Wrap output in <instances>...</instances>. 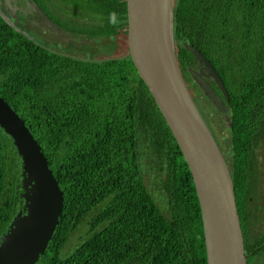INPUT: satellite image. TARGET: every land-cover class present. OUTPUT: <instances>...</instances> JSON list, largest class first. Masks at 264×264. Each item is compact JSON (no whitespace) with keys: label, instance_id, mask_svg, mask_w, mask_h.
Instances as JSON below:
<instances>
[{"label":"trees","instance_id":"1","mask_svg":"<svg viewBox=\"0 0 264 264\" xmlns=\"http://www.w3.org/2000/svg\"><path fill=\"white\" fill-rule=\"evenodd\" d=\"M41 3L49 16L55 0ZM92 5L85 0L79 14L109 22L115 13L100 39L125 34L126 0H96L93 13ZM171 7L179 69L203 115L188 70L195 59L184 44L201 51L225 85L231 127L218 133L214 113L204 117L229 164L247 264H257L264 227L254 226L264 202L255 215L248 199L259 182L250 163L264 149V0H171ZM22 17L0 6V97L40 145L63 193L58 225L35 264H207L189 168L128 52L100 61L58 53L31 38L30 24H38ZM74 32L96 36L80 23ZM21 171L0 127V238L24 207ZM84 223L85 233L60 256Z\"/></svg>","mask_w":264,"mask_h":264},{"label":"water","instance_id":"2","mask_svg":"<svg viewBox=\"0 0 264 264\" xmlns=\"http://www.w3.org/2000/svg\"><path fill=\"white\" fill-rule=\"evenodd\" d=\"M6 7L15 13L10 0ZM128 56L150 92L189 168L199 203L207 264H247L229 169L180 72L175 54L171 0H126ZM185 48L201 69L190 71L198 91L220 112L228 100L213 64L198 49ZM210 78L220 98L206 81ZM0 127L21 159L25 210L0 238V264H35L58 224L62 192L40 145L18 114L0 97Z\"/></svg>","mask_w":264,"mask_h":264},{"label":"flooded vegetation","instance_id":"3","mask_svg":"<svg viewBox=\"0 0 264 264\" xmlns=\"http://www.w3.org/2000/svg\"><path fill=\"white\" fill-rule=\"evenodd\" d=\"M41 1L43 2V0H36L35 2H31L30 0H10L11 4L15 8L14 14H11V11L6 7L4 0H0V6H3L4 12L10 16L17 17L18 19L21 17V19H22L23 18L22 14H24L27 16L28 20H32V21L36 22L38 25H41L42 23H45V18H46L45 8L42 7V3L40 5ZM84 3H85V0H63V54L72 55V54L66 52V51H68L67 44H70V46L73 48V50H78V49H75L73 47V44H80L82 46V48L86 49L87 52H90V51H88V49L89 48L92 49L95 46H102V48H103V45H110V42H115L119 46V41L122 38H125V41H126V32H125V34H123L122 32L117 34L118 38H116V41L110 39V37L107 39H100L98 36V33H104L106 31H109L108 28L111 26V22H110L111 18H108L109 22H106L104 17H101L97 20L89 18L88 13H90V12H87V14H79V12L82 9V5ZM95 7H96V0H93L91 13L94 12ZM76 23H80L82 26H84V28L87 30V33H92V34H95L96 36L91 39V38L86 37L87 34L74 32V30L76 29ZM97 43H101V44H97ZM90 53H93V52H90ZM97 54H98V52H97ZM72 56L76 57V58H80V59L91 60V61L104 60V59L108 58V57H105V58L90 59V58H85V57H81V56H77V55H72ZM194 59H195V64L193 66L189 67V69H188L189 75H190V71H198L199 69H201V65L198 62V60L195 57H194ZM190 78H191V75H190ZM206 81L215 90L216 94L220 98H222L221 97L222 95L216 89L215 83L210 78H207ZM191 83L193 84L192 79H191ZM189 90L191 92L193 100L195 101L200 113L202 114V112L198 106V103L195 100L197 94L195 95L193 93L192 89L189 88ZM200 96L203 100V105L208 110V113L205 112L204 115L207 114V117H209V114L210 115L213 114V113H211V109L214 110L216 108L213 104L210 103V101L207 98H205L201 94H200ZM226 101L227 100L225 99V101H224L225 102V113H224L225 114V127H231L230 113L227 110V105H226L227 102ZM204 115L202 114V116L205 120ZM211 120L217 126L216 122L212 118H211ZM205 122H206V120H205ZM206 124L209 127L207 122H206ZM226 134L229 135V133L227 131H225V135ZM212 135H213V133H212ZM226 164H227V167L229 169V164L227 163V161H226ZM256 166H257L256 159H253L250 163V171H254V167L256 168ZM258 181H259V178H258ZM259 183H257L256 185H250L249 186V187L255 189V192H254L255 197L257 199L259 198V203H255L254 206L251 208L254 211L255 215H260L261 213H263L262 206H263L264 199H262L260 197L259 190H261V193H264V185H261ZM259 187H260V189L258 190ZM248 200H249V202H251V199H248ZM19 212L24 213V207ZM263 220H264V218H263Z\"/></svg>","mask_w":264,"mask_h":264},{"label":"rangeland","instance_id":"4","mask_svg":"<svg viewBox=\"0 0 264 264\" xmlns=\"http://www.w3.org/2000/svg\"><path fill=\"white\" fill-rule=\"evenodd\" d=\"M50 10L61 18L62 12H60L58 9H56L53 6H50ZM62 16H63V13H62ZM30 25L34 28L33 31L28 32V35L31 38H33L36 42H41L42 44L49 46L52 50L58 53H63V30L62 29L54 25L47 17L45 18V23H42V25H38L37 27H35L36 25H33V23H31ZM32 27H31V30L33 29ZM44 41H46L49 45L46 44ZM97 44H101V43H97ZM67 47H68V51H66L67 53L85 57V58H90V59L105 58L109 56L110 57L125 56L128 52L127 43L125 41V38H122L119 41V46L116 48L113 45H103V48L102 46H95L92 49L89 48L88 51L93 52V53L87 52L86 49L82 48L80 44H73V47L78 50H73L70 44H67ZM114 48H115V51H114ZM110 50H113L114 53H116V55L113 52H110ZM211 113H214V116H213L214 118L213 117L211 118L217 124L216 131L218 133H222L221 128L225 126V114H224L225 111L223 113H220V112H217L211 109ZM209 116L211 115L209 114ZM260 154H262L263 156L261 157L259 156L258 158H256L257 166L256 168L254 167L253 173L255 176L259 178L260 183L259 182L258 183L261 185H264V149L260 152ZM259 189L260 187L258 188V190ZM259 194H260V197L264 199V193H261V190H259ZM250 199H251V204L259 203V198L257 199L256 197H250ZM257 223H260V224H257L254 226V231L256 232L261 230L262 226L264 227V220L263 222H257ZM87 226H88L87 223H84V225L80 226L78 231L75 232L70 237L69 241L65 244V246L61 250L60 256L62 254L64 255V252L66 253L70 251V248L74 247L77 244L76 237L80 236L81 232L84 234L85 231L87 230ZM263 261H264V256L259 257L257 260V264H263Z\"/></svg>","mask_w":264,"mask_h":264},{"label":"clouds","instance_id":"5","mask_svg":"<svg viewBox=\"0 0 264 264\" xmlns=\"http://www.w3.org/2000/svg\"><path fill=\"white\" fill-rule=\"evenodd\" d=\"M54 7L56 8V9H58L60 12H62L63 13V0H55V5H54ZM62 13H61V18L59 17V16H57L55 13H53L52 11H51V13H50V15L48 16V15H46V17L47 18H49V20L54 24V25H56L57 27H59L60 29H62L63 30V27L62 26H60L57 22H56V20L57 21H59L60 23H63V16H62ZM171 13H172V7H171ZM115 16V13H110V18L111 17H114ZM172 16H173V14H172ZM110 22H112V20L110 19ZM42 25V24H41ZM172 25H173V22H172ZM173 29V28H172ZM126 32H127V25H126ZM46 44H48L46 41H44ZM40 44H42L41 42H39ZM43 45V44H42ZM49 45V44H48ZM190 45V44H189ZM47 46V45H46ZM49 47V46H48ZM50 48V47H49ZM51 49V48H50ZM110 57V56H109ZM108 57V58H109ZM98 61H100V60H98ZM185 80V79H184ZM186 82V81H185ZM187 84V83H186ZM226 89V88H225ZM202 95V94H201ZM224 105H225V102H224ZM197 106V105H196ZM198 108V107H197ZM199 110V109H198ZM215 111H218V112H220L217 108L216 109H214ZM200 112V111H199ZM220 113H223V112H220ZM201 114V113H200ZM201 116H202V114H201ZM202 118H203V116H202ZM203 120H204V118H203ZM205 121V120H204ZM206 123V122H205ZM207 125V124H206ZM208 127V126H207ZM208 129H209V127H208ZM209 131H210V129H209ZM211 132V131H210ZM212 134V133H211ZM213 136V135H212ZM217 143V142H216ZM56 180V179H55ZM59 187V186H58ZM60 189V188H59ZM61 191V190H60ZM62 192V191H61ZM63 194V193H62ZM63 196V195H62ZM59 220V219H58ZM58 225V224H57Z\"/></svg>","mask_w":264,"mask_h":264},{"label":"bare ground","instance_id":"6","mask_svg":"<svg viewBox=\"0 0 264 264\" xmlns=\"http://www.w3.org/2000/svg\"><path fill=\"white\" fill-rule=\"evenodd\" d=\"M22 179H23V176L21 175V179H20L21 193H20V196H21V198L23 199V204H24L23 194H24L25 190H24L23 187H22ZM24 210H25V204H24ZM18 213H20V212H18ZM18 213H17V214H18ZM22 214H23V213H22Z\"/></svg>","mask_w":264,"mask_h":264}]
</instances>
